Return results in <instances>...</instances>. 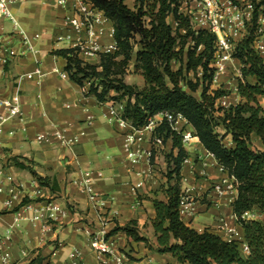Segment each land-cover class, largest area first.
<instances>
[{
	"label": "crops",
	"instance_id": "0c3cea01",
	"mask_svg": "<svg viewBox=\"0 0 264 264\" xmlns=\"http://www.w3.org/2000/svg\"><path fill=\"white\" fill-rule=\"evenodd\" d=\"M66 1V5L59 0L13 3L9 8L18 27L7 20L0 23V100L12 99L23 112L21 121L0 120V237L10 232L8 240L0 245V264H69L72 253H78L83 264H181L169 253H157L145 243L131 240L122 230L129 222H135L139 236L156 247L151 225L155 210L150 199L157 193L156 198L165 201L161 190L167 187V179L160 172L167 171L164 157L175 155L176 150L166 139L161 151L155 153L149 136L144 135L143 141L129 148L136 158L131 163L125 148V134L130 128L117 125L111 113L112 102H97L88 94V82L80 87L68 78L65 59L52 54L72 49L73 41L79 39L65 21L70 15V0ZM234 1L244 10L246 0ZM220 2L225 8L228 0ZM201 5L191 1L182 6L181 12H195ZM223 25L225 35L233 43L246 34V30L230 25L227 19ZM96 27L102 47L114 44L110 21ZM261 44L264 45V37H258L254 46L259 50ZM10 49L15 56L8 55ZM78 58L88 64H97L99 60L98 55ZM133 65L129 64L127 74L133 72ZM229 68L236 78L240 76L237 60L227 63L224 74ZM61 72L66 74L65 78ZM139 78L143 81L140 75ZM232 95L238 103L236 85ZM227 101L226 97L219 100L225 108ZM0 117H7L1 106ZM161 118L155 115L151 120L159 126ZM55 132L71 140V145H62L53 136ZM38 135L49 138L37 140ZM254 140L260 149L259 141ZM224 142L230 145V137ZM183 147L188 157L182 164L180 186L190 206L180 215L182 221L199 232L207 229L225 241H235L241 257L246 258L248 250L242 229L231 209L237 192L230 188L219 196L211 188L215 182L230 184L226 171L196 137L190 136ZM14 159L28 168L16 166ZM30 170L43 178L46 185L33 178ZM85 172H91L95 206L83 190ZM23 199L28 201L23 204ZM47 204L60 208L48 225L33 220L34 210ZM18 214L24 219L16 221ZM115 227L120 230L110 234ZM101 230L112 243V252L99 259L90 250L89 240ZM3 254L7 255L5 262Z\"/></svg>",
	"mask_w": 264,
	"mask_h": 264
},
{
	"label": "trees",
	"instance_id": "16d2710c",
	"mask_svg": "<svg viewBox=\"0 0 264 264\" xmlns=\"http://www.w3.org/2000/svg\"><path fill=\"white\" fill-rule=\"evenodd\" d=\"M89 1L111 22L115 51L100 53L97 64L81 61L75 48L52 54L65 59L64 70L72 82L80 87L84 82L90 84L88 94L97 102L123 104L120 116L132 127H142L160 113L181 116L186 121L192 136L226 171L237 192L231 209L242 229L248 256L241 257L235 241H225L207 229L199 232L182 221L180 173L188 154L182 133L171 129L165 119L157 131L163 142L171 140L176 154L166 155L167 187L161 190L165 201L158 200L157 193L150 199L155 210L151 225L156 247L149 248L169 253L181 264H264V224L244 217L246 213L264 214V109L257 100L264 97V60L254 46L260 36L258 22L264 13V0H246L252 7L251 18L245 23L246 34L232 51V58L240 65L236 81L240 101L228 109L219 103L228 93L222 89L210 91L217 37L195 29L189 16L181 12L183 4L191 0H132L133 8L125 0ZM131 62L133 72L143 79L142 88L124 82ZM227 136L230 145L224 142ZM253 138L259 141L260 149L251 146ZM13 162L28 168L15 159ZM30 171L33 178L46 185L43 178ZM27 201L23 199L22 203ZM119 230L115 227L110 234ZM122 230L131 240L146 244L135 222Z\"/></svg>",
	"mask_w": 264,
	"mask_h": 264
},
{
	"label": "built area",
	"instance_id": "2783aa9c",
	"mask_svg": "<svg viewBox=\"0 0 264 264\" xmlns=\"http://www.w3.org/2000/svg\"><path fill=\"white\" fill-rule=\"evenodd\" d=\"M25 0H0V23L3 20H7L12 23L15 27H18L17 20L13 13L11 12L9 6L13 3L22 2ZM201 2L202 5L197 10L191 11L190 13H186L192 25L195 29L206 30L217 37L216 42V51L214 54V58L211 63V67L215 70V77L224 73L227 69V63L233 59L232 51L235 46V43L229 39L224 33V25L223 22L225 19L228 20L230 25L239 27L243 30L245 29V23H248L251 18V5L245 1L244 10L239 9L236 1L228 0L225 8L223 7L220 0H191ZM189 1V3L191 2ZM59 3L62 5H66V0H59ZM184 3V4H189ZM183 4V5H184ZM70 15L65 18V21L70 26V28L75 31L79 35V39L73 41L72 48L77 50L78 55H82L83 57H92L95 55H99L100 53H113L116 49L115 43L109 45L107 47H102L98 42V35L100 34V30L97 29V25L105 23L109 20L106 19L104 13L97 9L89 0H70ZM185 14V13H184ZM113 31V29H112ZM28 40L25 41L27 43ZM256 49V48H255ZM2 48L0 47V51ZM8 55L10 57L15 56V53L12 49L8 50ZM3 61L6 62V59L3 58ZM39 73V70L37 71ZM61 77L65 78L66 74L61 72ZM220 103V102H219ZM222 107L224 105L220 103ZM0 106L3 108L7 117L1 118L2 122H5L9 119H18L23 120V112L18 103L13 101L10 98H4L0 100ZM111 113L115 122L120 127H129L130 129L125 134V148L128 152V158L131 163L136 162V158L132 156L129 152V148L138 142L144 140V135L149 136V142L152 147V151L155 153L161 151L163 147V138L158 133L157 127L155 126L151 120V118L147 121L145 125L139 128L132 127L131 124L122 119L120 116V112L122 111L123 104H115L114 106L111 103ZM225 108V107H224ZM157 115H161V121L165 119L169 124L171 129L180 133L181 129L178 128L177 124L179 121H183L184 119L181 116H172L168 113H160ZM185 121V120H184ZM186 122V121H185ZM182 133V143H185L189 140L190 134ZM53 136L59 140V142L64 146H70L71 140L65 139L64 135L61 132H55ZM49 137L46 135H38L37 140L48 139ZM222 169V168H221ZM91 172H85L83 175V190L88 195L89 202L95 206V197L92 193L91 189ZM219 196L224 195L227 190L233 188L231 182L228 184L225 181L215 182L211 187ZM11 201L9 200L6 204L9 205ZM189 198L183 193L180 198L179 203V213L180 215L185 213L189 209ZM60 208L55 205L47 204L45 207H42L39 210H34L35 214L33 216V220L39 221L42 220L45 225H48L49 220L53 218V214L59 211ZM25 212L23 210L21 213ZM44 212L45 215L41 213ZM246 219H254V215L250 213L244 214ZM24 217L21 214H18V220H23ZM9 231L6 232V235L0 237V245L4 241L9 238ZM89 248L90 250L97 255V257L103 258L105 255H109L112 252V243L106 236V233L101 230L97 233H94L89 240ZM1 251V250H0ZM7 258L6 254H3L2 260L5 262ZM117 262L121 263V259H116ZM69 264H83L81 258L78 253H72L70 255ZM102 264V263H101Z\"/></svg>",
	"mask_w": 264,
	"mask_h": 264
},
{
	"label": "rangeland",
	"instance_id": "374dc122",
	"mask_svg": "<svg viewBox=\"0 0 264 264\" xmlns=\"http://www.w3.org/2000/svg\"><path fill=\"white\" fill-rule=\"evenodd\" d=\"M234 2V0H232ZM124 3L129 7V8H133V1L132 0H125ZM264 13H261L259 16V31H260V36L259 37H264ZM171 22V20H169ZM262 26V27H261ZM262 29V30H261ZM230 39V38H229ZM262 45V44H261ZM259 54L261 55V57L264 60V45L261 46V48L256 49ZM173 68H176V66H173ZM232 69V68H231ZM191 77V76H189ZM235 80H237L236 76L234 75V73L230 70L227 73H221L220 75H217L216 78H214V81L212 83V86L210 88V91L216 90V89H222L224 91H226L228 94L227 96H225L227 98V104L225 103L226 109H228L230 106H234L237 103V98L235 96L232 95V93L234 92V87L236 85ZM124 82L127 85H132V86H136L138 88H142L144 82L139 78V75L130 71L128 74L126 73V75L124 76ZM194 96L198 97V93H194ZM259 105L264 109V97H259L257 98ZM230 105V106H228ZM178 128L181 129V132H185V133H189L190 136H192V129L191 127L183 120V121H179L177 124ZM218 132L220 134L223 133L222 130H218ZM227 142V141H225ZM255 140L254 138L252 139V143L251 146L253 148H256V144H255ZM183 145L185 143H182ZM166 158V157H164ZM164 160V163H166V160ZM166 169L165 171H161L160 174L165 177L166 175ZM198 199V198H197ZM256 217H258L260 221L263 222L264 224V214L263 215H258L256 213H254ZM256 219V218H255ZM147 240V239H146ZM148 248L149 246L151 247V245L149 244V241L147 240L146 244H145ZM150 249V248H149Z\"/></svg>",
	"mask_w": 264,
	"mask_h": 264
}]
</instances>
